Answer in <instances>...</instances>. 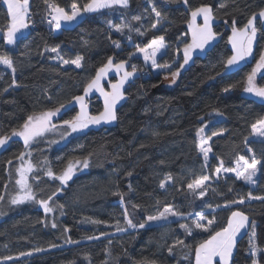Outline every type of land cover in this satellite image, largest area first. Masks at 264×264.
I'll use <instances>...</instances> for the list:
<instances>
[{
	"label": "trees",
	"instance_id": "16d2710c",
	"mask_svg": "<svg viewBox=\"0 0 264 264\" xmlns=\"http://www.w3.org/2000/svg\"><path fill=\"white\" fill-rule=\"evenodd\" d=\"M49 2L70 11L73 2L82 7L88 0ZM205 5L213 11L216 39L205 50L193 52L171 86L162 87L170 71L156 76L147 71L141 75L127 88L128 101L118 110L114 128L94 125L85 133L56 144L40 138L27 149L22 138L12 137L0 148V196L4 197L0 200V264H160L162 260L165 264H194L195 247L210 233L195 229L187 235L179 225H191L195 213L200 211L209 219L215 217L210 231L225 226L232 211H242L250 222H255L256 243L264 249V201L245 199L244 204L224 206L241 196L247 197L250 191L264 195V167L257 166L253 187L230 174L219 179L213 174L221 160L225 167H234L241 155L249 158L254 154L264 165V138L254 139L251 129L253 123L264 118V98L244 91L247 75L264 54V30L259 23L249 58L251 64L233 75L219 77L231 56L227 39L233 21L235 27L243 28L253 13L264 9V0H188L187 5L182 0H129L127 7L86 15L73 28L62 29L58 34L46 23L49 7L45 0H29V33L11 47L0 37V55L10 57L16 69L13 74L0 67V137L11 135L30 115L70 104L74 96L82 95L84 86L109 57L115 63L127 60L141 74L144 66L138 58L129 59V54L137 47L147 46L155 37L164 36L167 47L158 64L171 65L175 70L183 63L184 44L191 42V11ZM153 6L164 17L155 29L151 27L156 22ZM134 16L141 20H133ZM201 18L202 15L197 17L198 25ZM109 22L130 27L117 32ZM8 23L6 7L0 0V32ZM113 41L120 47H115ZM56 45L66 59L83 56L82 66L64 65L56 53L45 51ZM256 84L264 86V71L257 74ZM225 88L229 91H223ZM87 104L91 115L101 113L102 106L96 98ZM75 115V109H62L55 124L59 126L62 120ZM201 127L205 128V137L221 133L212 136L207 167L198 150L197 131ZM21 153H31L23 160L34 166L28 176L37 199H47L62 188L50 201L52 212L45 213L35 201L11 203L12 196L19 193L16 170L22 162L17 159ZM85 159L89 166L65 186L46 175L49 167L60 175L69 163L74 165ZM169 174L173 180L160 188L161 180ZM204 174L212 178L206 196L199 199L187 189V184ZM166 205L185 215L152 222L142 229L127 226L124 208L133 223L139 224L149 215H158ZM117 227L126 230L117 231ZM68 238L77 243H66ZM249 239L250 228L236 241L231 264H251ZM177 240L184 244H176ZM174 244L170 253L168 249ZM141 251L147 257L139 258ZM9 256L13 259H4ZM256 258L264 264V251Z\"/></svg>",
	"mask_w": 264,
	"mask_h": 264
},
{
	"label": "snow or ice",
	"instance_id": "6c2138e0",
	"mask_svg": "<svg viewBox=\"0 0 264 264\" xmlns=\"http://www.w3.org/2000/svg\"><path fill=\"white\" fill-rule=\"evenodd\" d=\"M166 2L176 3L177 0H166ZM182 2L187 5L188 0H182ZM2 3L6 5L7 17L9 18V23L6 26V29L3 30L4 41L8 45H14L17 42L18 34L23 30L29 27L28 23V14H29V0H2ZM45 3L48 4V7L51 9L49 15H51V20L48 21L53 28L59 30L62 27V22L71 23L77 20L82 14L85 13H94L98 12L101 9H109L114 5H120L127 7L129 0H88L82 7L79 6L76 2H73L70 6L71 10L66 11L63 7L55 3H50L49 0H45ZM220 7H225L224 4H221ZM151 12L155 14L156 22L151 25L153 29L164 19L161 12L157 10L155 6L151 8ZM203 16V24H196V18L198 16ZM192 22L189 24L191 28V42L185 43L183 46V63H180L175 70H172V66L168 64L160 65L157 63V53L164 49L165 41L164 36H159L153 38L150 43L144 47H137L136 52L142 53L145 62L151 61L153 68H166L170 71V76L173 82L176 78L179 77L181 71L185 68V65L189 63L192 59L193 52L197 49L203 51L206 46H210L211 43L216 39L217 33L213 31L212 28V19L213 11L210 6H201L195 8L191 11ZM133 20H141L140 16H134ZM258 20H264V9L260 10L258 13H253L252 16L248 19L247 23L243 28L235 27V21H233L232 35L229 37V42L232 45L233 55L229 56L225 62V68L235 66L241 61L245 60L246 57L252 55L253 43L257 36V22ZM112 27L116 29L117 32H122L124 28H129L128 24H115ZM139 32V29H136ZM143 34V33H141ZM115 47L119 48L120 45L118 42L113 41ZM45 51H50L56 53V58L64 65H75L76 68L82 66L83 56L76 55L74 59H66L61 54V49L59 45H56L51 48H46ZM135 53L129 54V59L134 56ZM0 64L11 69L14 74L16 69L14 67L13 60L4 55H0ZM131 67V71L127 70L128 67ZM115 69L116 73L119 75V79L115 83L110 84V91H106L104 86L101 84L102 79H104L108 72L112 69ZM264 71V54L260 55L259 60L256 61L255 67L252 68L251 72L246 77V86L244 91L246 93H251L257 97L264 98V86H257L256 77L257 74ZM137 72L135 65H129L127 60H121L117 63H114V58L109 57L107 63L100 67L96 72L94 78H92L83 89V95L74 96L72 99L79 104L80 111L70 119L62 120L61 124L58 126L53 123V118L58 116L62 109L66 107L65 104H60L59 107L55 109L46 110L39 115H30L26 118L24 123L20 126L19 129H13L11 135H5L0 137V148L5 147L12 137H20L23 139L25 148H29L33 142L39 137H43L44 134L48 131L56 130L60 133L61 139L67 138L72 133L82 131L89 127V125H97L101 122H111L117 119L116 115V105L119 101L125 98V84L130 81L131 78L135 76ZM15 80L13 79V85H15ZM7 89H5L6 91ZM93 90L98 91L101 96L104 98V111L98 115H90L87 111V104L85 103V97L88 96ZM223 91L228 92L229 88H225ZM50 98V97H49ZM71 103V101L69 102ZM206 127V125H205ZM252 133L258 137L264 138V118L257 120L251 125ZM205 131L204 127H201L197 131V136L200 137V144L198 148L203 154L205 166L207 167V161L209 160V153L212 151L209 141L212 139V136L221 135V133L213 132L212 136L204 137L203 133ZM57 141H52L56 143ZM249 152L252 150L249 148ZM31 155V153H21L17 159L23 161L25 155ZM11 163V161H9ZM47 164V161H44ZM76 164H81L83 168L89 166V161L87 159L81 161H76ZM258 165L264 167L261 164V161L255 157L253 154L250 158H246L241 155L238 156L235 162V167H225L223 161L221 160L219 165L214 169V175L217 179L221 177L222 173H234L237 179H243L244 181L250 184H256V180L253 177L257 176L259 171ZM33 164L29 161L26 165H22L17 168L19 174V179L16 180V184L19 185V193L12 196L11 203L14 205L22 204L27 201H35L44 209L45 213H50L54 209L50 206V201L57 196L58 192L62 191V188L57 189V192L52 193L47 199H37L36 193L33 191L32 184L29 183L28 174L33 171ZM74 174V165L69 163L67 168L60 175H56L52 169L47 168L46 175L50 178L58 180L61 185H67V183L72 179ZM131 175V173H129ZM212 177L208 174H204L198 178L193 179L190 183L187 184V189L190 190L193 194L197 195L199 199H203L210 185L208 182ZM34 179H38L34 177ZM173 177L169 174L164 180L160 182V188H165L166 181H172ZM7 187V186H5ZM199 190V191H197ZM231 190V189H229ZM215 191V189H213ZM4 197L0 196V200ZM245 199L251 200H260L264 201V195H253L250 191L247 194V197H239L236 200L226 202L225 207H230L234 204H244ZM159 203V201H157ZM121 204H123V196H121ZM60 209H63V205H57ZM134 208H138V205H133ZM209 208L212 205H208ZM219 207V205H217ZM63 214V213H61ZM123 215L127 222L129 228H144L147 224L158 221H166L169 217H183L185 214L181 213L174 209L172 205H166L164 210L158 215L147 216L146 220L143 223L135 224L132 219L129 218V213L127 208H124ZM192 215V213H188ZM206 221V223H205ZM92 223H102L101 221H91ZM119 223V222H117ZM216 223L215 217L211 219L205 215L203 211L196 212L195 218L191 221V225L188 223L180 224V228L185 231L187 235H192L195 229L202 230L204 232H209L207 239L200 242L195 247V264H231L233 249L236 247V238L242 230L250 228V252H251V264H261L260 260L257 259V254L264 251L258 247L256 243V224L254 221L249 220V217L242 211L236 210L232 211L231 215L227 219L225 226L219 228L216 231H210L211 226ZM52 227L55 228L56 224L53 223ZM126 229L117 227V231H125ZM67 231V229H65ZM103 235V234H102ZM99 237H89V239H98ZM66 243H77V241H72L71 238L66 239ZM176 244L183 245V240H177ZM55 247V245H52ZM175 244L169 247V252L171 253ZM36 251H41L37 249ZM21 255H26L21 253ZM27 255H30L27 254ZM216 258H219L216 260ZM5 260H11L13 257H4Z\"/></svg>",
	"mask_w": 264,
	"mask_h": 264
},
{
	"label": "rangeland",
	"instance_id": "374dc122",
	"mask_svg": "<svg viewBox=\"0 0 264 264\" xmlns=\"http://www.w3.org/2000/svg\"><path fill=\"white\" fill-rule=\"evenodd\" d=\"M6 6V5H5ZM103 10H105V9H101V10H99L98 12H100V11H103ZM94 13H96V12H94ZM92 14V13H91ZM86 15V14H85ZM84 15V16H85ZM84 16H80V17H78L77 18V20H75V21H73V22H71V23H66V22H62V27H61V29H59V30H57V29H55V28H53V26H52V30H53V32L55 33V34H58L62 29H70V28H73L77 23H78V21H80ZM28 18H29V14H28ZM192 22V21H191ZM28 23H29V27L27 28V29H25V30H23L21 33H19L18 34V39H17V42H18V40H20L21 38H23V37H25L28 33H29V31H30V29H31V27H32V24H31V22L29 21V19H28ZM195 23L197 24V18H196V21H195ZM0 37H3V39H4V35H3V32H0ZM5 42V41H4ZM16 42V43H17ZM6 44V43H5ZM7 46H14V45H8V44H6ZM166 46V45H165ZM128 47H131V45H130V43L128 44ZM146 47V46H145ZM254 47H255V41H254V43H253V50H252V54H253V51H254ZM144 48V47H143ZM166 48L167 47H165L164 49H161L158 53H157V57H156V59H157V63H158V61H159V59L165 54V51H166ZM137 49V48H136ZM136 49L134 50V52L133 53H135V55L134 56H132V57H134V58H138L140 61H141V63H142V65L144 66V68H145V70L144 71H142L141 72V75H144V74H146L147 73V71H150L154 76H156V75H158V74H160V73H165V72H168L169 71V69H166V68H153L152 67V65H151V61H147V62H145V60H144V57H143V54L142 53H137L136 52ZM252 56V55H251ZM251 56H248L247 57V61H249V58L251 57ZM0 67H3V68H5V69H7L8 71H11V69H9V68H7L6 66H4V65H2V64H0ZM173 67V66H172ZM137 69V68H136ZM138 70V69H137ZM163 83H162V87H168V86H171L172 84H174V82L172 81V79H171V76H168L167 78L165 77L164 79H163V81H162ZM57 117V116H56ZM56 117H54L53 118V123H55V119H56ZM93 127H95L94 125H89V127L88 128H86V129H83L82 131H78V132H75V133H72L70 136H67V138H65L64 140L65 141H68L71 137H73V136H76V135H79V134H82V133H85L86 131H88V130H90V129H92ZM205 137V136H204ZM40 138H42V139H46V140H48L50 143H52V141H57L56 143H60L63 139H61V136H60V133L58 132V131H56V130H53V131H48V132H46L45 134H44V136L43 137H39V138H37V140L38 139H40ZM206 138V137H205ZM253 138L254 139H261V137H258V136H256L255 134H253ZM211 141V140H210ZM210 141H209V144H210ZM34 143V142H33ZM56 143H54V144H56ZM53 144V143H52ZM199 144H200V137H199ZM209 145H206L205 147H208ZM198 150H199V148H198ZM199 153H200V155H201V157L203 158V160H204V157H203V154L200 152V150H199ZM210 156H211V153H209V158H210ZM250 158V157H249ZM26 161L25 160H23L22 162H21V165H20V167L22 166V165H26ZM235 167V166H234ZM86 170V168H83L82 167V164H74V174H73V177H72V179L74 178V177H76L77 175H79V174H81V173H83L84 171ZM233 175V176H235V174L234 173H222L221 175ZM257 175H258V172H257ZM17 179H19V174H18V176H17ZM71 179V180H72ZM253 179L254 180H256L257 179V176H255V177H253ZM70 180V181H71ZM243 180V179H242ZM69 181V182H70ZM244 181V180H243ZM68 182V183H69ZM246 184H248V185H250V186H254L255 184H250V183H248V182H246V181H244ZM209 183H211V181H209L208 182V184ZM19 186V185H18ZM62 186H65V185H62ZM247 229V228H246ZM245 229V230H246ZM243 231V232H241L240 233V236L236 239V240H238L241 236H243L244 234H246L247 233V231ZM234 251H235V248H234ZM139 258H145V257H147V254L144 252V251H141L140 253H138V255H137ZM219 258H216V260H218ZM160 263V262H159ZM160 264H165V261L164 260H162L161 261V263ZM194 264H195V261H194ZM214 264H215V262H214Z\"/></svg>",
	"mask_w": 264,
	"mask_h": 264
},
{
	"label": "water",
	"instance_id": "95a60500",
	"mask_svg": "<svg viewBox=\"0 0 264 264\" xmlns=\"http://www.w3.org/2000/svg\"><path fill=\"white\" fill-rule=\"evenodd\" d=\"M257 23H259L261 28L264 30V20H258ZM201 24H203V16L201 18ZM214 25H215V22L212 19V28L214 27ZM231 35H232V30H229V37ZM229 37L227 39V49L229 50L230 54L233 55L232 45L229 42ZM128 64L131 65L130 62H128ZM249 64H251V61L250 60L247 61V57H246L245 60L241 61L239 64H237L235 66L225 68V65H224L223 72L220 74L219 77H226V76L233 75V74L239 72L240 70H242L246 65H249ZM127 70L131 71V67L129 66L127 68ZM140 78H141V74L139 71H137L135 76L133 78H131L128 83L125 84V92H124L125 98L117 103L116 115H117L118 110L128 101V97L126 96L127 88L130 85H132L136 80H138ZM118 79H119V75L116 73L115 69L113 68L112 70H110L108 72L107 76L104 79H102L101 84L104 86L106 91H110L111 90L110 84L115 83ZM82 95H83V93H82ZM95 98L101 103V106H102L101 112H103L104 111V98H103V96L100 95V93L98 91L93 90L92 92H90L88 94V96L85 97V103L87 104V102L89 100H92ZM71 109H75L76 114H77L80 111V106L78 103H76L73 100L70 104L66 105V107L64 108V110H71ZM87 111L90 114V108H89L88 104H87ZM116 124H117V119L115 121H111V122H107V123L101 122L100 124H97L95 126H99V127L105 128V129H110V128H114L116 126Z\"/></svg>",
	"mask_w": 264,
	"mask_h": 264
},
{
	"label": "crops",
	"instance_id": "0c3cea01",
	"mask_svg": "<svg viewBox=\"0 0 264 264\" xmlns=\"http://www.w3.org/2000/svg\"><path fill=\"white\" fill-rule=\"evenodd\" d=\"M5 6V5H4ZM123 7V6H120V5H114L113 7ZM6 7V6H5ZM70 12V11H69ZM86 15H89V14H91V13H85ZM85 14H82L81 16H84ZM93 14V13H92ZM85 15V16H86ZM245 230V229H244ZM244 230H242L241 232H243ZM245 231H248V228L245 230ZM245 235V234H244ZM240 236V234H238V236H237V238ZM236 238V239H237ZM237 241V240H236ZM233 254H234V249H233Z\"/></svg>",
	"mask_w": 264,
	"mask_h": 264
},
{
	"label": "built area",
	"instance_id": "2783aa9c",
	"mask_svg": "<svg viewBox=\"0 0 264 264\" xmlns=\"http://www.w3.org/2000/svg\"><path fill=\"white\" fill-rule=\"evenodd\" d=\"M50 11H51V9L49 8V9H48V15L46 16V23H47V24H49L48 21L51 20V15H49V12H50Z\"/></svg>",
	"mask_w": 264,
	"mask_h": 264
}]
</instances>
